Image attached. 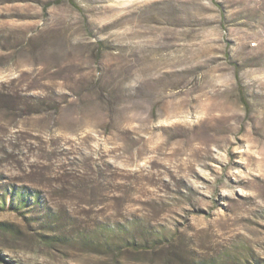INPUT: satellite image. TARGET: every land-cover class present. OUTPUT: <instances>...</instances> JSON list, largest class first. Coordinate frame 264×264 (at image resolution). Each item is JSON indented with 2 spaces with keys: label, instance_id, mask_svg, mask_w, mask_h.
<instances>
[{
  "label": "rangeland",
  "instance_id": "rangeland-1",
  "mask_svg": "<svg viewBox=\"0 0 264 264\" xmlns=\"http://www.w3.org/2000/svg\"><path fill=\"white\" fill-rule=\"evenodd\" d=\"M0 223V264H264V0H0Z\"/></svg>",
  "mask_w": 264,
  "mask_h": 264
},
{
  "label": "trees",
  "instance_id": "trees-1",
  "mask_svg": "<svg viewBox=\"0 0 264 264\" xmlns=\"http://www.w3.org/2000/svg\"><path fill=\"white\" fill-rule=\"evenodd\" d=\"M241 94H242V98H243L244 102L247 104V100H246V98L243 96V95H245V94H244L243 87H241ZM0 225H5V224L0 223Z\"/></svg>",
  "mask_w": 264,
  "mask_h": 264
}]
</instances>
